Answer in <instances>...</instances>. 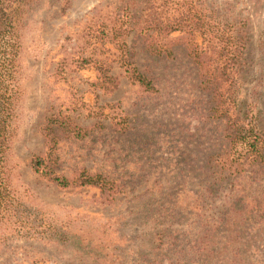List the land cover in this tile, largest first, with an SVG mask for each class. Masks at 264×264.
Segmentation results:
<instances>
[{
  "label": "rangeland",
  "instance_id": "374dc122",
  "mask_svg": "<svg viewBox=\"0 0 264 264\" xmlns=\"http://www.w3.org/2000/svg\"><path fill=\"white\" fill-rule=\"evenodd\" d=\"M194 1L209 19L202 30L230 34L239 45L245 32L238 76L231 77L233 69L227 77L220 66L217 88L228 92L238 116L247 107L253 112L248 119L257 111L264 122V0ZM116 2L31 0L27 6L5 153L13 206L0 222V264H264V168L234 179L213 200L202 190L207 157L224 145V121L213 119L211 108L225 106L203 91L201 72L211 73L214 46L222 42L194 33L192 43L208 57L203 69L188 57L183 33L157 38L163 46L176 43L171 56L157 59L127 31V55L154 86L143 91L126 80L107 39L100 46L91 38ZM164 10L174 16L180 11ZM100 55L116 79L111 92L97 85L93 61ZM50 118L86 132L82 140L55 132L61 172H99L119 191L61 189L31 172ZM119 121L126 129L108 128ZM167 214L173 219H162ZM164 228L171 238L158 243L153 236Z\"/></svg>",
  "mask_w": 264,
  "mask_h": 264
},
{
  "label": "trees",
  "instance_id": "16d2710c",
  "mask_svg": "<svg viewBox=\"0 0 264 264\" xmlns=\"http://www.w3.org/2000/svg\"><path fill=\"white\" fill-rule=\"evenodd\" d=\"M29 4H31V0H0V222L3 215L9 213L13 206V197L7 188L5 153L12 137L13 121L15 120L17 56L20 49L18 32L19 28L24 25ZM140 4L142 5L139 8ZM199 7V2L194 0H117L113 12L105 19L108 25L104 20H101L96 26L98 28L95 31L96 34L91 35V38H97L100 46L103 44V40L107 39L117 52L115 62L123 70L126 80L146 92H153L154 86L146 75L137 70L131 57L127 55L124 40L128 34L127 31L133 33V38L138 37L141 41L143 40L144 51L150 57L157 59L171 56L172 50L176 46V43H168V46H163L157 42V38L166 37L174 32L183 33L187 39L189 38L188 42L183 44L188 57L203 69H205L208 57L205 55V50L192 43L194 33H199L200 36L208 34L211 36V40L216 39L222 42L220 45L215 44L216 46H214L216 47L213 50L217 58L214 61L216 65L214 64L211 73H208L207 69L204 73L201 72L200 81V84L205 86L202 85L203 91L208 92L212 98H219L216 102L225 106L221 111H218L216 104L211 108L212 118L218 120L222 117L224 121L221 130L224 140L223 149L207 157L206 176L202 189L206 192V198L213 200L216 193L221 190L220 188L230 185L234 179L245 175L246 172L251 175L256 169L264 168V122L257 111L254 115L251 114L248 119V114L253 112L246 105L243 110L245 115L238 116L234 113V105H229L228 92L220 91L217 88V85H220L218 82L220 76L215 72L221 68L228 71L224 74L227 77L230 76L233 69L235 71L231 77L235 79L238 76L237 69L243 65V54L240 53V50L246 44L245 32L243 30L241 32L239 45L232 41L230 34L219 35L218 31L214 32L209 28V30H202L205 26H209L207 24L209 19L201 15L202 11L195 9ZM164 8H178L180 11L177 16L168 15L165 14ZM96 13L97 11H94V14ZM90 60L91 56L81 59L83 62ZM93 62L96 65L98 88L104 92H111L117 83L116 79L109 74L110 65L106 63V57L100 55ZM61 119L50 118L47 120L48 122L43 128L44 149L42 153L31 158L29 166L31 172L61 189L93 188L100 193L119 191L120 186H117L114 180L99 172H90L82 168L70 177L61 172L57 156L60 139L55 135V132L59 130L74 140H82L86 136L84 129L71 127L69 123ZM98 125L102 126L101 123ZM112 126H116V128L119 126L121 131L126 129L123 121L110 123L108 128L111 130ZM115 131H119V129H115ZM169 214L162 219L172 220L173 216ZM165 222L167 221L165 220ZM168 225L171 226V224ZM169 226L168 229H170ZM166 230L167 228H164L156 232L153 239L160 243L166 235L171 238L172 234L170 231L165 234Z\"/></svg>",
  "mask_w": 264,
  "mask_h": 264
}]
</instances>
